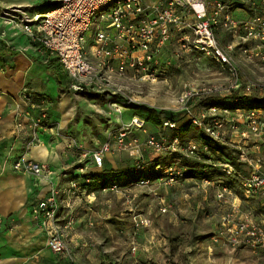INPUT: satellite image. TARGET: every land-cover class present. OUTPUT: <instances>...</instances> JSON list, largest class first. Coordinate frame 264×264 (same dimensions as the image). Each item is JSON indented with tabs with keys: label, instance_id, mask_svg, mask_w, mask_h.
Listing matches in <instances>:
<instances>
[{
	"label": "built area",
	"instance_id": "obj_1",
	"mask_svg": "<svg viewBox=\"0 0 264 264\" xmlns=\"http://www.w3.org/2000/svg\"><path fill=\"white\" fill-rule=\"evenodd\" d=\"M53 4L56 8L45 14H37L31 8V13L8 12V22L41 51L58 56L70 80L71 90L119 97L111 106L120 119L136 100L116 89L115 79L132 74L135 78L140 76V80L146 83L157 81L159 58L177 35H181V48L186 53L196 52L228 75L229 89L222 88L223 85H220L221 88H195L185 84L177 99L176 113L201 131L203 138L183 140L178 133L180 121L166 119L162 121L158 134L147 137L145 147L157 158H195L211 167L222 168L226 177H233L236 167L223 155L227 146H233L238 153V163L248 168V174L241 179L245 201L226 186L219 189L216 200L223 211L213 240L232 249L246 248L255 253L264 251V107H259L252 98L257 86L253 82H243L236 61L238 55L249 63L264 64V0H261L260 12L247 20L232 17L234 0H161L155 4L147 0H57ZM210 5H213V14L210 13ZM221 19H224L225 27L231 31L236 42L224 46L217 39L214 26ZM189 30L192 31V38ZM220 91H223L221 95L224 98L233 97L230 102L239 103L245 99L244 107L234 110L201 107V113L196 116L192 110L193 100L211 99ZM117 124L114 140L119 149L131 151L139 171L146 161L139 140L132 137L136 132L146 133L148 123L134 116L128 123L120 120ZM35 127L40 128L39 124ZM70 143L77 146L73 141ZM246 148L252 152L249 154ZM110 151L108 142L95 154L97 167H103V158ZM13 168L18 173L35 178H44L49 172L47 165L26 158L17 160ZM156 172L161 174L160 180L168 185L178 184L185 176L184 169L178 164L164 169L156 165ZM153 183L143 179L139 186L147 188ZM204 184L207 187L214 185L208 179L203 180ZM109 190L119 192L120 186L114 184ZM91 196L95 194L85 193L77 182H72L63 190L52 185L47 198L33 209L34 220L47 233L48 248L70 259L72 264L74 258L67 235L57 223L64 209L70 212L76 200L84 197L91 201ZM253 200L260 202L262 212L254 207L244 211L243 206H248ZM160 204L161 212L167 213L165 198H161ZM228 206L230 209L225 210ZM66 225L70 229L73 220L70 218ZM90 226L94 224L90 223ZM151 226L152 221L148 218H134L137 230ZM137 251L134 243L132 252L135 254Z\"/></svg>",
	"mask_w": 264,
	"mask_h": 264
},
{
	"label": "rangeland",
	"instance_id": "obj_2",
	"mask_svg": "<svg viewBox=\"0 0 264 264\" xmlns=\"http://www.w3.org/2000/svg\"><path fill=\"white\" fill-rule=\"evenodd\" d=\"M49 1L51 0H0V42L5 43L11 50L32 57L35 44L25 35L17 37L18 31L9 24L7 13L15 14L18 11L21 14L31 13L29 8L34 10ZM160 1L147 0L150 4ZM244 7L252 16L260 12V5L257 4H246ZM210 13H214L213 5H210ZM224 22V19H221L214 26V33L219 42L226 46L233 42V38ZM189 33L192 38V31L189 30ZM180 39L181 35H177L175 40L171 41L168 47L166 46L169 50L164 49L166 58L159 59L160 63L156 68L157 81L146 83L140 80V76L135 78L132 74L126 78L115 79L116 89L136 100L135 104L127 107L128 110L121 119L117 117L111 106L112 102H117L115 97H98L92 100L76 91L68 92L64 89L67 84L66 79L63 80L62 86L56 83L50 90L26 85L12 102L17 118L20 119L18 127L23 130L22 136L18 137L23 142L21 150L14 153V148H11L7 157L12 172L18 173L13 168L14 163L26 158L35 145L64 143L67 139L68 147L65 150L73 152L75 158L80 159L81 162L78 163L79 168L73 162L64 173L73 174L76 169L80 171L83 169L86 172L91 165L97 168L98 175L108 174L111 177L116 174L118 180L116 182L120 184L119 192L109 190L111 183L101 190L100 184H94L89 179L85 181L83 172H81L83 175H78L82 176L81 180L76 178L79 181L74 179L66 182L64 187L57 185L63 190L72 182H77L85 193L95 194L91 196V201L83 197L77 202H81L83 208L91 209H89L91 216H88L86 221L88 224L90 222L95 224V227L89 225L90 232L96 235L98 242L94 264H264V251L255 253L246 248L232 249L227 244H218L213 240L223 211L216 200L219 189L226 186L245 201L241 179L248 174V168L238 163L236 159L238 153L233 146H227L223 150L225 154L230 155L229 160H232L236 167V174L233 177H226L222 168L211 167L212 165L195 158H187L186 161L168 157L157 158L145 147L147 137L161 131L159 121L170 118L178 111L177 99L185 84L195 88L206 86L221 88L220 85H223L222 88H228L231 85L228 75L214 62L200 57L196 52L186 53L181 48ZM51 57L56 64H59L57 55L52 54ZM6 60L10 58H0V62H3L0 64L2 71H6L8 67ZM236 61L243 82H253L257 86L252 98L257 101L264 100V64L249 63L238 55ZM222 92L215 93L213 98H224ZM203 99L207 100L210 97L200 100L196 98L192 102V110L196 116L201 113L199 102ZM134 116L143 119L151 116L148 121L151 127H147V132H136L132 137L139 140L142 155L150 165L149 171L143 178L133 172L136 161L131 157V151L119 149L114 140V134L118 130L116 120L128 123ZM25 119L26 124H24ZM35 124H39L40 128L35 127ZM184 138L199 140L203 136L198 129L190 128ZM71 141L77 146H72ZM79 141L93 154L90 155L89 152L86 154ZM108 142L111 151L106 155L110 157L107 161L105 157L103 158L102 168L97 167L95 154ZM246 150L249 154L252 152L249 148ZM116 158L121 160L124 167L110 169V163ZM224 159H227V156L224 155ZM158 163L161 164L162 169L178 164V167L184 169V178L178 184H166L160 180V173H153L155 171L152 168ZM51 176L49 171L42 179L49 181ZM153 176L156 178L150 180L154 182L152 185L147 188L139 186L141 180ZM204 179L213 181L214 185L209 187L203 185ZM102 192L107 195L101 196ZM73 198L78 199L74 196ZM161 198H165L168 206V212L165 214L160 210ZM250 207H254L259 212L263 211L257 200L249 202L248 206L244 205L243 209L247 212ZM229 209L228 206L225 210ZM93 213H98V217L93 216ZM137 216L151 220V228L135 229L134 218ZM11 224L9 218L7 226L11 227ZM134 243L138 247L135 254L132 252Z\"/></svg>",
	"mask_w": 264,
	"mask_h": 264
},
{
	"label": "crops",
	"instance_id": "obj_3",
	"mask_svg": "<svg viewBox=\"0 0 264 264\" xmlns=\"http://www.w3.org/2000/svg\"><path fill=\"white\" fill-rule=\"evenodd\" d=\"M246 4L260 5L261 0H234V8L231 11L234 19L247 20L252 16L245 11L244 5ZM21 35H23L22 32L18 31L17 37ZM230 36L233 38L231 32ZM233 42H236L234 38ZM10 50L5 43L0 42V58H10V60H6L8 63L6 71L0 70V264H72L70 259L55 254L48 248L47 233L34 220L33 209L35 205L47 198L53 184L64 187L66 182L82 177L78 176L83 175L81 172L85 173L84 176L88 174L98 175V170L90 165L89 169L86 168V172L83 169L81 171L76 169L73 174L64 173L73 162L78 168L80 167L78 163L81 162L80 159L75 158L73 152L65 150L68 147V140L65 139L64 143L35 145L26 156V160L48 166L52 174L49 181L12 172L7 157L11 148H14L15 153L21 150L23 144L18 139L22 136L23 130L18 127L20 119L17 118V112L12 107V102L26 85L31 88L50 90L56 83L60 86L62 84L50 66L47 58L50 53H44L37 46L33 48L34 55L32 57L14 50H11L15 52V55L12 56ZM165 56L163 51L161 60L165 59ZM55 66H60L62 76L67 80L64 89L71 92L70 80L64 73L61 64L55 63ZM116 121V123L119 122V120ZM26 123L27 120L25 119L24 124ZM149 126L150 123L148 122V128L151 127ZM80 143V146L87 152L86 154L88 152L90 154L91 152L86 148V145ZM108 157L110 155H106L104 159L107 161ZM110 165V169L124 167L118 158ZM105 194L102 192L101 196H105ZM77 202L78 200L75 201L70 212L67 209L63 210V215L57 226L61 230H65L67 242L74 258L73 264H94L98 242H96V235H92L90 232V224L86 221L88 216H91L90 208H83L82 203ZM93 216L98 217V213H93ZM9 218L12 223L11 227L7 226ZM70 218L73 220V226L69 229L66 224ZM96 224L98 225V223Z\"/></svg>",
	"mask_w": 264,
	"mask_h": 264
},
{
	"label": "trees",
	"instance_id": "obj_4",
	"mask_svg": "<svg viewBox=\"0 0 264 264\" xmlns=\"http://www.w3.org/2000/svg\"><path fill=\"white\" fill-rule=\"evenodd\" d=\"M56 8V4H53V2H46L45 4H43L42 6H38L37 8H34V12L37 13V14H45L53 9ZM3 47V46H2ZM11 53V55H15V52L14 51H9ZM48 60H49V63H50V66L52 67V70H53V73L54 75L57 76V78L59 79L60 83L62 84L63 83V80L65 79V77L62 76L61 74V70H60V66H55V61L52 60V57H51V54H48L47 56ZM83 95H86L88 97H90L92 100L94 99H98V97H107V94H93V93H86V92H83L81 93ZM114 99H117V101L120 99L119 97L115 96ZM233 98L232 97H229V98H211V99H207V100H203L200 102V105L201 107L203 108H211V107H220V108H229V109H239L241 107H244V101L245 99H242L241 102L239 103H235V102H230ZM256 104L259 106V107H264V100H260V101H257L255 100ZM131 106V105H130ZM151 119V116H147L146 119V122L148 123V121H150ZM167 119H178L181 123V127H180V130L178 131L179 135L182 137L183 140H185L184 136H185V133L189 131L190 128H193L191 126V124L189 122H185V120L183 118H181L180 114H172V116L170 118H167ZM189 123V124H188ZM162 125V121H159V126ZM223 155L227 156V159L229 160V157L230 155L228 154H225V152L223 151ZM187 158H183L182 160H185L186 161ZM237 159V157H236ZM232 161V160H231ZM184 163V162H183ZM157 165H161L160 163H158ZM150 165L147 164L146 162L144 164H142V169L141 170H136V165L135 167H133V172L135 175H140L142 176V178L144 177V175L149 171ZM155 172H153L154 174H156V166L152 168ZM113 175V174H112ZM116 174H114L113 176H109L108 174H103V175H86V176H83L85 179V181H87L88 179L93 181L94 184H100V188L101 190L106 188V186L111 183V186L114 185V184H117L120 186L119 183H117L116 181L117 178L115 176ZM110 178H109V177ZM156 177L153 176V178H148V179H145V180H151V179H154ZM93 185V184H92ZM90 187H94V186H90Z\"/></svg>",
	"mask_w": 264,
	"mask_h": 264
}]
</instances>
